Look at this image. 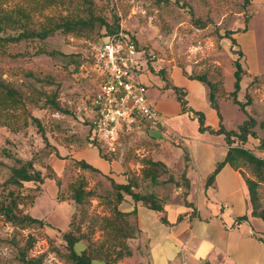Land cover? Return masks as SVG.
I'll return each instance as SVG.
<instances>
[{
	"label": "rangeland",
	"instance_id": "1",
	"mask_svg": "<svg viewBox=\"0 0 264 264\" xmlns=\"http://www.w3.org/2000/svg\"><path fill=\"white\" fill-rule=\"evenodd\" d=\"M98 2L104 5L107 13L114 11L120 16L123 32L135 38L152 72L158 74L164 70L167 73L168 68L177 66L186 75L206 74L217 82L222 93L219 106L224 125L230 129H236L247 119V115L228 96L234 90L235 62L240 60L244 73L238 99L243 103L249 97L252 100L247 109L258 122V137H263L264 130L260 124L264 121V1L255 4L253 0L247 10L243 7V0ZM26 4L25 0H10L5 6L10 13ZM61 14H68L67 7L61 4L53 6L32 15L29 27L38 30L47 16L58 17ZM246 16L248 23L244 31ZM199 19L206 27L197 23ZM16 20L21 21V18L17 16ZM226 31L239 32L225 38ZM21 32L19 28H10L0 22L1 38L18 36ZM232 39L236 42L233 43ZM89 42L93 40L65 36L61 32L44 42L23 40L10 43L0 40V80L22 90L28 110L12 128L0 125V184L10 177L18 159L33 160L44 175V182L40 186L25 184V193L35 192L38 198L24 209L47 223L44 227L20 230L0 218V264H23L21 250L30 236L35 238L34 247L28 252L30 257H43L45 264H67L60 252H66L62 234L69 229L70 222L80 223L83 232H91L90 218L109 215L107 205L98 198L85 205L75 203L71 200L69 187L82 178L88 182L89 188L100 184L108 187L100 175L83 170L77 164L83 159L78 152L90 146L89 127L81 118L86 116L98 90V79L89 61ZM56 90L60 100L69 107V114L54 112L41 95ZM172 90L169 92L176 95ZM153 95L154 92L149 91L148 96ZM149 140L148 135L141 136L135 131L121 135L114 151L105 141L99 143L106 158L121 160L131 173L139 175L142 161L150 158L143 152L144 148L149 150L152 143ZM259 144L258 138H250L247 148L264 157ZM168 145L187 156L185 144L179 136L169 138ZM55 149L59 151L58 155ZM86 161L94 165L91 160ZM243 173L247 178H255L248 166L243 168ZM259 192L264 203V184L259 187ZM166 194L163 188L159 189L160 197ZM129 207L124 205L122 208ZM129 219L135 225L134 216ZM138 233L136 229L134 238ZM90 236L91 243L96 244L103 239V232L96 228ZM132 240L130 245L135 244Z\"/></svg>",
	"mask_w": 264,
	"mask_h": 264
},
{
	"label": "trees",
	"instance_id": "2",
	"mask_svg": "<svg viewBox=\"0 0 264 264\" xmlns=\"http://www.w3.org/2000/svg\"><path fill=\"white\" fill-rule=\"evenodd\" d=\"M9 1L0 0V22L6 23L10 28H19L22 32L18 36L0 37V40L5 42L18 43L23 40L44 42L57 32H61L65 36L84 37L93 41L101 38L114 40L119 38V34L123 32L120 16L114 11L107 13L104 5L100 4L98 0H25L27 2L26 6L17 7L8 13L5 5ZM107 1L110 2V0ZM252 2L253 0H243L245 10L250 7ZM59 4L67 7L68 14H61L58 17L47 16L38 30L29 27L32 15L43 13L45 10ZM17 16L21 18V21L16 20ZM197 23L201 27H206V24L200 19L197 20ZM247 23L248 16L245 18L244 31L247 30ZM102 29H104V32L101 33ZM237 32L239 31H226L225 38H230ZM130 40L140 51L135 38L131 36ZM232 42L235 43V39H232ZM89 61H91L90 58ZM235 66L234 90L229 92L228 96L247 115V119L233 130H227L222 124L217 131L207 126L205 115L188 106L186 91L172 86L167 79L166 71L160 70L158 74L162 75L166 87L173 89L176 93L183 112L188 113L198 121L199 131L224 135L230 146L225 159L217 165L214 172L209 176L207 185H211L215 181L218 173L226 165H230L235 170H240L245 179L251 214L264 221V208L259 192V187L264 184V157L257 156L244 146L250 138H258L260 142L259 149L264 151V135L262 138L258 137L256 132L258 122L247 109L252 103L250 97L245 103L238 99L244 68L240 60L235 62ZM145 68L150 69V64L143 57L141 72ZM187 76L190 79L202 82L209 88L211 106L217 110L219 117L222 118L219 106L222 93L218 89V83L209 79L206 74ZM41 95L47 99L46 102L54 112L62 115L70 113L69 107L60 100L57 90L54 93L43 92ZM26 100L21 89L13 86L10 82L0 80V125L9 128L16 125V122L25 116L28 111ZM83 117H85L83 124L89 127V144L97 147L102 157L106 158L102 153L99 140L93 138L91 121L86 116ZM260 127L264 130V121L260 124ZM70 136H73V134H70ZM58 153L59 151L55 149V154L58 155ZM16 162L17 164L12 168L10 177L3 184H0V218L20 230L32 229L35 226L44 227L47 225L44 220L35 218L30 211L24 209L28 203L33 205L38 198L35 192H32V194L25 193V184L32 183L40 186L44 182V175L36 168L33 160L18 159ZM77 164L83 170L100 175L106 181L108 187L104 188L100 184L95 188H89L85 179H79L69 186L71 200L79 205H85L92 199L98 198L107 205L109 215L90 218L89 231L91 232H83L80 223L71 221L69 229L62 234V239L66 244V252H60V256L67 264H119V262L132 255L130 241L134 239L136 229L138 230L137 224L133 225L129 217L136 215L140 205H144L152 211L164 212L163 199L158 195V191L161 187L173 182L176 183V181L170 169L163 162L153 161L151 158L142 161L143 167L139 175L131 173L129 167L125 164L128 174V181L125 184L117 183L113 178L104 175L85 160H78ZM247 166L251 169L254 179L247 178L244 175L243 168ZM35 189H38V186ZM125 201L132 202L133 209L131 211L123 210L122 206ZM247 219L248 216L239 218L240 221ZM163 220H165L164 217ZM96 228L103 232V239L95 244L91 243L90 234H93ZM86 242L87 245L84 244ZM34 243L35 238L30 236L27 239L26 246L21 250V262L23 264H45L43 257L32 258L28 255V252L34 247Z\"/></svg>",
	"mask_w": 264,
	"mask_h": 264
},
{
	"label": "crops",
	"instance_id": "3",
	"mask_svg": "<svg viewBox=\"0 0 264 264\" xmlns=\"http://www.w3.org/2000/svg\"><path fill=\"white\" fill-rule=\"evenodd\" d=\"M262 1L255 0V4ZM166 76L172 86L186 91L188 106L205 115L207 126L216 131L221 124L225 127L221 109L222 118L211 106L206 85L190 79L177 66L168 68ZM140 81L147 86L149 103L158 109L165 123L159 127L141 121L136 131L141 136L148 135L152 142L143 152L153 161L163 162L176 183L161 187L167 192L160 197L164 212L138 206L133 216L139 233L132 240V255L119 264H264V221L251 214L242 172L226 165L207 185L209 176L230 149L226 137L200 132L198 121L183 112L162 75L145 68ZM151 90L154 95L148 96ZM150 131L161 132L160 138L151 137ZM177 136L185 144L187 156L168 145L169 138ZM78 154L117 183H127L126 165L121 160L102 157L92 145ZM262 204L264 208L263 200ZM124 205L130 206L125 211L133 209L131 201ZM243 216L248 219L240 221Z\"/></svg>",
	"mask_w": 264,
	"mask_h": 264
},
{
	"label": "built area",
	"instance_id": "4",
	"mask_svg": "<svg viewBox=\"0 0 264 264\" xmlns=\"http://www.w3.org/2000/svg\"><path fill=\"white\" fill-rule=\"evenodd\" d=\"M89 47L91 68L98 79L86 114L93 138L105 141L114 151L121 135L135 132L141 121L164 127L158 109L148 101L147 86L140 81L143 54L130 37L121 32L117 39L101 38L89 42Z\"/></svg>",
	"mask_w": 264,
	"mask_h": 264
},
{
	"label": "water",
	"instance_id": "5",
	"mask_svg": "<svg viewBox=\"0 0 264 264\" xmlns=\"http://www.w3.org/2000/svg\"><path fill=\"white\" fill-rule=\"evenodd\" d=\"M149 134H150L151 137H153L155 139H159L160 136H161V132H159V131H150Z\"/></svg>",
	"mask_w": 264,
	"mask_h": 264
}]
</instances>
